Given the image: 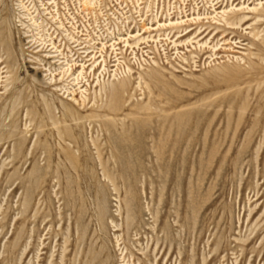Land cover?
<instances>
[{
    "label": "rangeland",
    "instance_id": "obj_1",
    "mask_svg": "<svg viewBox=\"0 0 264 264\" xmlns=\"http://www.w3.org/2000/svg\"><path fill=\"white\" fill-rule=\"evenodd\" d=\"M84 2L0 0V264H264V0Z\"/></svg>",
    "mask_w": 264,
    "mask_h": 264
},
{
    "label": "bare ground",
    "instance_id": "obj_2",
    "mask_svg": "<svg viewBox=\"0 0 264 264\" xmlns=\"http://www.w3.org/2000/svg\"><path fill=\"white\" fill-rule=\"evenodd\" d=\"M41 1V0H40ZM93 5V0H85V2H84V6H86V7H91ZM258 6L260 7H254V8H252V9H249L248 7L247 8H239V9H236V8H232V9H230V10H226V11H223L222 12V15L219 17L220 19L219 20H217L216 21V23H214L215 25H218V27H217V29H219V26H221V24L220 23H224V26L223 27H227V29H229V30H235L236 29V27L237 26H242V25H245L249 20H248V18L246 17V14L247 13H245V12H252V13H254V14H256L255 15V17H254V19H255V22L256 23H261V22H263L264 21V10H260V9H262L261 7H263L264 5H262V4H258ZM42 7H43V5H42ZM211 8L213 9V13L215 14V16L217 17L219 14H217L216 13V9H215V7L213 6V5H211ZM233 12V13H232ZM238 12H243L241 15H243L242 17H240V19L239 18H236V17H238ZM233 14L234 15V13H237V15H234V16H230V14ZM168 15V14H167ZM215 16L214 17H212L211 19L213 20L212 22H214L215 21V19H217V18H215ZM240 16V15H239ZM233 17H235V18H233ZM201 20V18L199 17V15L197 16V18L196 19H192V20H183V18H178L176 21H172V20H169L168 21V23H164V24H159L158 23V28H162V29H165L166 30V28H170V29H177L178 27H182V26H185V24H187L188 22H195V21H200ZM222 23V24H223ZM36 24V22H34V25ZM36 27H38V24H36L35 25ZM39 29H40V27H39ZM152 29V28H151ZM150 29V30H151ZM187 29L188 28H186V29H184L183 28V31L186 33L187 32ZM190 34V32H187L184 36H187V35H189ZM210 34V33H209ZM39 35V34H38ZM70 35V34H69ZM140 37V34L138 33L137 35H135V36H129V38H133V39H136V38H139ZM73 38V37H72ZM147 38V37H146ZM146 38H142V39H140V41H144V40H146ZM181 38V37H180ZM39 43H41V44H39V48L41 49L42 48V46H43V44H42V41H40ZM77 43V42H76ZM174 43V42H173ZM203 46H207V43H205L204 45H202V46H200V48L201 47H203ZM53 50H55V47H53L52 48ZM212 49V51H214V53L216 54L217 52H218V50L216 49V47H212L211 48ZM225 51V50H224ZM46 58L47 59H54V62H55V60L57 61V59H58V55H57V51L55 50V51H50L48 54H47V56H46ZM72 60V59H71ZM58 61H60V59H58ZM57 61V62H58ZM42 62V61H41ZM51 63H53V62H51ZM50 63V64H51ZM66 63V65L65 66H61V68H59V70H62V72H63V74H64V76L66 75H68L69 74V72H71L72 71V65H71V63L70 62H65ZM65 63H63V64H65ZM105 66V65H104ZM50 70L51 69H49V72H50ZM84 70V69H83ZM52 71V70H51ZM130 71V69L128 68V72ZM54 72V71H53ZM54 74V73H53ZM50 75H51V77L53 78V76H52V72H50ZM124 84V83H123ZM125 85V84H124ZM121 87H123V86H121ZM118 87H113V93L116 95V93H118ZM120 90V89H119ZM118 95V94H117Z\"/></svg>",
    "mask_w": 264,
    "mask_h": 264
}]
</instances>
